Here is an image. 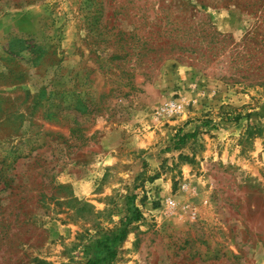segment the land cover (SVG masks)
Returning <instances> with one entry per match:
<instances>
[{"label":"rangeland","instance_id":"obj_1","mask_svg":"<svg viewBox=\"0 0 264 264\" xmlns=\"http://www.w3.org/2000/svg\"><path fill=\"white\" fill-rule=\"evenodd\" d=\"M87 261L264 264V0H0V264Z\"/></svg>","mask_w":264,"mask_h":264},{"label":"trees","instance_id":"obj_2","mask_svg":"<svg viewBox=\"0 0 264 264\" xmlns=\"http://www.w3.org/2000/svg\"><path fill=\"white\" fill-rule=\"evenodd\" d=\"M137 218H139V215H137L135 219H137ZM124 235H125V229H123V230L121 231V233H120V238L124 237ZM86 264H95V262H93V261H87Z\"/></svg>","mask_w":264,"mask_h":264},{"label":"built area","instance_id":"obj_3","mask_svg":"<svg viewBox=\"0 0 264 264\" xmlns=\"http://www.w3.org/2000/svg\"><path fill=\"white\" fill-rule=\"evenodd\" d=\"M170 203H173L172 201H170Z\"/></svg>","mask_w":264,"mask_h":264}]
</instances>
